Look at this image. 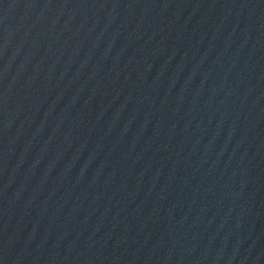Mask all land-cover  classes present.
<instances>
[{
  "label": "water",
  "instance_id": "95a60500",
  "mask_svg": "<svg viewBox=\"0 0 264 264\" xmlns=\"http://www.w3.org/2000/svg\"><path fill=\"white\" fill-rule=\"evenodd\" d=\"M0 264H264V0H0Z\"/></svg>",
  "mask_w": 264,
  "mask_h": 264
}]
</instances>
